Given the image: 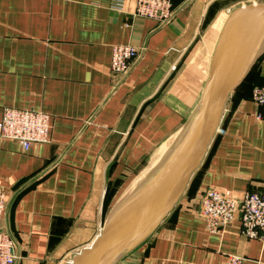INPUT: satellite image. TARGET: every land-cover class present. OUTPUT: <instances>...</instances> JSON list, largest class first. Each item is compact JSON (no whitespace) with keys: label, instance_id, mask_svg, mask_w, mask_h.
I'll use <instances>...</instances> for the list:
<instances>
[{"label":"crops","instance_id":"crops-1","mask_svg":"<svg viewBox=\"0 0 264 264\" xmlns=\"http://www.w3.org/2000/svg\"><path fill=\"white\" fill-rule=\"evenodd\" d=\"M111 1L0 0V119L12 106L45 111L52 122L49 140L28 150L0 135V184L9 197L2 223L17 240L16 264H68L96 240L119 201L120 189L110 186L139 173L148 153L194 111L229 12L264 2L176 0L175 16L161 25L134 15L136 0L124 11ZM196 39L206 52L203 82L193 86L199 99L175 110L157 100L161 67ZM116 43L141 50L117 87ZM263 82L264 55L231 93L178 204L118 264H226L229 253L243 254V264H264V240L244 236L239 219L210 232L198 214L208 186L237 197L264 188V104L252 99L253 86Z\"/></svg>","mask_w":264,"mask_h":264},{"label":"water","instance_id":"water-1","mask_svg":"<svg viewBox=\"0 0 264 264\" xmlns=\"http://www.w3.org/2000/svg\"><path fill=\"white\" fill-rule=\"evenodd\" d=\"M263 55L264 2L233 8L194 111L157 165L115 206L96 240L68 264H118L156 231L201 166L231 93Z\"/></svg>","mask_w":264,"mask_h":264},{"label":"built area","instance_id":"built-area-1","mask_svg":"<svg viewBox=\"0 0 264 264\" xmlns=\"http://www.w3.org/2000/svg\"><path fill=\"white\" fill-rule=\"evenodd\" d=\"M126 1L112 0L111 6L124 11ZM175 1L136 0L133 13L161 25L166 24L178 10L179 5ZM140 52L139 47L128 43L112 46L111 72L116 87L125 81ZM252 99L264 104V84L253 87ZM51 128V115L42 110L6 106L0 119L1 137L15 139L25 150L34 143L48 141ZM8 201L7 190L0 184V264H16L20 257L16 238L2 223ZM198 214L210 232H221L239 219L244 236L264 240V188L248 190L237 197L219 187L208 186L200 199ZM245 260L241 253H229L226 264H243Z\"/></svg>","mask_w":264,"mask_h":264},{"label":"rangeland","instance_id":"rangeland-1","mask_svg":"<svg viewBox=\"0 0 264 264\" xmlns=\"http://www.w3.org/2000/svg\"><path fill=\"white\" fill-rule=\"evenodd\" d=\"M201 46L202 45L199 40L196 39V41L193 42L189 49H179L172 51L171 63L169 65H164L161 67V81H159L161 83V86L159 87L160 89L157 92V100L161 101L163 99L165 102L169 103L175 110H180L181 106L187 104L188 102L190 103V109L195 105V100L197 99L198 101L199 96L198 98L196 97L193 99L197 91L193 90V86L195 85L199 87V85L203 82V72L206 68V65L204 63L206 52L204 50V47ZM199 93H202V90ZM179 132L180 131H176L175 133H172L171 136L173 135L175 137V134H178ZM154 149L157 151L158 146L154 147ZM155 150L148 153V155L146 156L147 160L145 158V162L139 169V173L138 171L135 173V176H138L137 179H139L141 174H143V171L147 169L151 158L156 152ZM127 175L128 173H126V175L124 173V176L122 175L121 177L117 178L115 182L110 186L111 192H115L117 191V189H120L119 196L117 197L118 200L121 198L124 192L123 190L129 188L131 186V182L135 178V176L128 177Z\"/></svg>","mask_w":264,"mask_h":264},{"label":"bare ground","instance_id":"bare-ground-1","mask_svg":"<svg viewBox=\"0 0 264 264\" xmlns=\"http://www.w3.org/2000/svg\"><path fill=\"white\" fill-rule=\"evenodd\" d=\"M176 136L174 137H172V138H170V139H166L165 141V143H163L162 145H161V147H159L158 148V150L154 153V156L151 158V160H150V162H149V164H148V167H147V169L145 170V171H143V174H141V176H140V178L139 179H137V177H135L134 179H133V181L131 182V186L129 187V188H126V190H124V192H123V194H122V196H121V198L119 199L120 201V203L122 202V201H124L129 195H130V193L137 187V185L143 180V178L147 175V173L153 168V167H155L156 165H157V163L160 161V159L162 158V156L164 155V153L168 150V148L171 146V144L173 143V141L175 140V138L177 137V134H175ZM137 179V180H136ZM134 180H136V181H134ZM118 202V201H117ZM118 202V203H119ZM111 214V213H110ZM109 217V216H108Z\"/></svg>","mask_w":264,"mask_h":264},{"label":"trees","instance_id":"trees-1","mask_svg":"<svg viewBox=\"0 0 264 264\" xmlns=\"http://www.w3.org/2000/svg\"><path fill=\"white\" fill-rule=\"evenodd\" d=\"M263 83H264V82H263ZM263 83H258V84H263ZM258 84H256V85H258ZM254 86H255V85H254ZM254 86H253V87H254Z\"/></svg>","mask_w":264,"mask_h":264}]
</instances>
